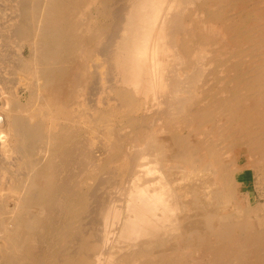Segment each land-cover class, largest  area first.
<instances>
[{"label":"bare ground","instance_id":"bare-ground-1","mask_svg":"<svg viewBox=\"0 0 264 264\" xmlns=\"http://www.w3.org/2000/svg\"><path fill=\"white\" fill-rule=\"evenodd\" d=\"M0 171V264H264V0H0Z\"/></svg>","mask_w":264,"mask_h":264},{"label":"rangeland","instance_id":"rangeland-1","mask_svg":"<svg viewBox=\"0 0 264 264\" xmlns=\"http://www.w3.org/2000/svg\"><path fill=\"white\" fill-rule=\"evenodd\" d=\"M2 174V171H0V175ZM7 177V176H6ZM244 178H246L247 176H243ZM243 179V178H242ZM1 180V179H0ZM254 195V194H253Z\"/></svg>","mask_w":264,"mask_h":264}]
</instances>
